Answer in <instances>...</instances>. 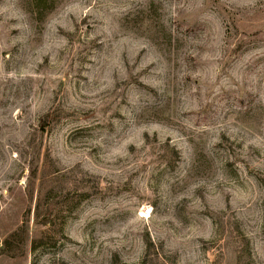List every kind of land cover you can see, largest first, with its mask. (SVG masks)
Listing matches in <instances>:
<instances>
[{
  "label": "rangeland",
  "instance_id": "rangeland-1",
  "mask_svg": "<svg viewBox=\"0 0 264 264\" xmlns=\"http://www.w3.org/2000/svg\"><path fill=\"white\" fill-rule=\"evenodd\" d=\"M23 221L0 264H264V0H0Z\"/></svg>",
  "mask_w": 264,
  "mask_h": 264
},
{
  "label": "trees",
  "instance_id": "trees-1",
  "mask_svg": "<svg viewBox=\"0 0 264 264\" xmlns=\"http://www.w3.org/2000/svg\"><path fill=\"white\" fill-rule=\"evenodd\" d=\"M33 174L35 175V173ZM39 215V213H36V218H38ZM43 223L45 222H42V224ZM27 234L26 221H23L18 230L13 231L2 241L0 254H7L9 256L21 255L23 247L26 243Z\"/></svg>",
  "mask_w": 264,
  "mask_h": 264
}]
</instances>
